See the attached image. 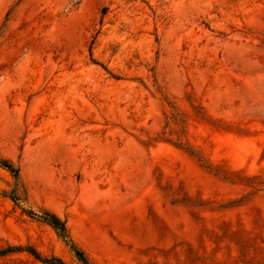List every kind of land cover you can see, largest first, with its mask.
<instances>
[{"label": "rangeland", "instance_id": "rangeland-1", "mask_svg": "<svg viewBox=\"0 0 264 264\" xmlns=\"http://www.w3.org/2000/svg\"><path fill=\"white\" fill-rule=\"evenodd\" d=\"M0 158V251L264 264V0H0Z\"/></svg>", "mask_w": 264, "mask_h": 264}, {"label": "trees", "instance_id": "trees-1", "mask_svg": "<svg viewBox=\"0 0 264 264\" xmlns=\"http://www.w3.org/2000/svg\"><path fill=\"white\" fill-rule=\"evenodd\" d=\"M0 167H3L13 173L14 175L18 176L19 172L18 170H15L12 166L11 163H9L6 160H3L0 158ZM40 220L46 224H48L50 227H52L55 232L63 239L68 238V233L66 229V225L63 221H61L55 214L49 213V212H44L42 216L39 217ZM73 251L75 252L76 257L78 258L79 262L81 264H91L85 254L78 250L76 247L72 245ZM14 252H27L30 255H32L35 260L43 263V264H64L61 260L52 258V259H46L43 258L39 252H37L35 249L31 247L23 248V247H18V248H12L9 247L5 250L0 251V257L5 256L10 253Z\"/></svg>", "mask_w": 264, "mask_h": 264}]
</instances>
